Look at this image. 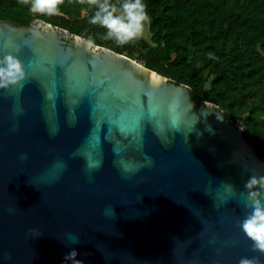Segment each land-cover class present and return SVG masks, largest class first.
Returning <instances> with one entry per match:
<instances>
[{
  "label": "water",
  "instance_id": "95a60500",
  "mask_svg": "<svg viewBox=\"0 0 264 264\" xmlns=\"http://www.w3.org/2000/svg\"><path fill=\"white\" fill-rule=\"evenodd\" d=\"M45 24L0 20V60L23 70L0 87V264H264L241 227L249 192L264 202L243 126Z\"/></svg>",
  "mask_w": 264,
  "mask_h": 264
},
{
  "label": "trees",
  "instance_id": "16d2710c",
  "mask_svg": "<svg viewBox=\"0 0 264 264\" xmlns=\"http://www.w3.org/2000/svg\"><path fill=\"white\" fill-rule=\"evenodd\" d=\"M103 2V0H100ZM117 6L124 0H109ZM150 38L118 45L91 24L87 0H64L59 15H38L20 0H0V20L29 25L40 19L134 58L176 84L188 85L199 103H214L264 159V0H143Z\"/></svg>",
  "mask_w": 264,
  "mask_h": 264
},
{
  "label": "clouds",
  "instance_id": "9594fccd",
  "mask_svg": "<svg viewBox=\"0 0 264 264\" xmlns=\"http://www.w3.org/2000/svg\"><path fill=\"white\" fill-rule=\"evenodd\" d=\"M22 4L29 5L30 11L38 15H59L64 0H20ZM84 2V0H82ZM90 6H96L97 10L90 18V23L107 29V36L113 37L118 45H124L140 38L144 33V26L149 22L146 5L143 0H124L119 9L109 0H87ZM46 30L52 28L51 24H45ZM39 35V33H36ZM79 43H84L88 48H93L94 42L91 39L83 41L76 38ZM23 74L21 63L9 55L0 60V87L6 83L15 81ZM260 186L264 188V177H250L246 188ZM252 212L243 221L241 227L246 236L253 242L255 250L264 252V202L259 199L255 191L249 192ZM74 256L75 253H72ZM240 264H258L255 259L243 258Z\"/></svg>",
  "mask_w": 264,
  "mask_h": 264
},
{
  "label": "rangeland",
  "instance_id": "374dc122",
  "mask_svg": "<svg viewBox=\"0 0 264 264\" xmlns=\"http://www.w3.org/2000/svg\"><path fill=\"white\" fill-rule=\"evenodd\" d=\"M143 36L146 38V39H149L150 38V31H149V22H147L144 26V33H143ZM126 55V54H125ZM134 60L138 61L139 63L143 64L144 65V62L141 60L140 58V53L136 54L135 57L133 58ZM237 124V123H236ZM240 125V124H238ZM242 126V125H240Z\"/></svg>",
  "mask_w": 264,
  "mask_h": 264
}]
</instances>
